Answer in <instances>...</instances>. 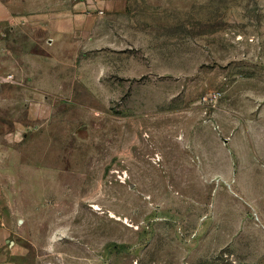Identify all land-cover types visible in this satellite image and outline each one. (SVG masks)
<instances>
[{
    "label": "rangeland",
    "instance_id": "1",
    "mask_svg": "<svg viewBox=\"0 0 264 264\" xmlns=\"http://www.w3.org/2000/svg\"><path fill=\"white\" fill-rule=\"evenodd\" d=\"M65 3L92 24L13 43L48 75L2 139L0 264H264V0Z\"/></svg>",
    "mask_w": 264,
    "mask_h": 264
},
{
    "label": "crops",
    "instance_id": "2",
    "mask_svg": "<svg viewBox=\"0 0 264 264\" xmlns=\"http://www.w3.org/2000/svg\"><path fill=\"white\" fill-rule=\"evenodd\" d=\"M65 2L59 0L58 5L52 4L50 0H0V72L13 75V81H3L0 89V155L3 152L2 139L10 142L18 136H25L24 130L28 125L12 114V107L18 104L15 94L19 92L20 86L33 92L46 88L45 77L48 75L44 66L38 67L31 61H21L17 57L13 45L15 39H19L17 30L25 36L23 41L33 49H55L53 47L60 44L78 25L92 24L91 20L75 18L76 12L73 11L77 10L78 5L71 7L73 13H67ZM26 116L28 119L33 117L29 110Z\"/></svg>",
    "mask_w": 264,
    "mask_h": 264
},
{
    "label": "built area",
    "instance_id": "3",
    "mask_svg": "<svg viewBox=\"0 0 264 264\" xmlns=\"http://www.w3.org/2000/svg\"><path fill=\"white\" fill-rule=\"evenodd\" d=\"M3 81L12 82L13 75L12 74H2L0 72V89H1V85ZM218 95H219L218 92H211V93H208L206 96H204L203 100L205 101V103L211 106V105H214V103L216 102Z\"/></svg>",
    "mask_w": 264,
    "mask_h": 264
}]
</instances>
